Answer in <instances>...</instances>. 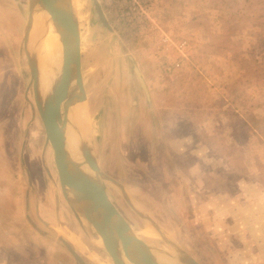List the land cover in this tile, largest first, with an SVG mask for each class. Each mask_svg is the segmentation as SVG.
<instances>
[{
	"label": "rangeland",
	"instance_id": "rangeland-1",
	"mask_svg": "<svg viewBox=\"0 0 264 264\" xmlns=\"http://www.w3.org/2000/svg\"><path fill=\"white\" fill-rule=\"evenodd\" d=\"M97 1L111 29L100 22L92 0H72V6L80 30L85 128L100 170L199 264H264V225L252 233L231 225L222 231L220 223V214L236 213L233 196L243 198L236 178L264 194V0ZM27 13L28 0H0V264H76L60 252L55 235L62 231L41 226L25 188V169L37 163L41 148L52 151L29 85ZM181 41L183 55L176 48ZM175 62L179 66L166 73L164 65ZM43 159L51 166L47 153ZM103 183L138 236L170 252L118 188ZM54 192L64 199L61 187ZM259 195L238 212L258 209L264 221ZM61 206L58 224L40 215L63 231L61 224L72 227L73 248L86 262L111 263L65 199ZM148 230L156 238L141 235Z\"/></svg>",
	"mask_w": 264,
	"mask_h": 264
},
{
	"label": "water",
	"instance_id": "water-1",
	"mask_svg": "<svg viewBox=\"0 0 264 264\" xmlns=\"http://www.w3.org/2000/svg\"><path fill=\"white\" fill-rule=\"evenodd\" d=\"M92 1L102 25L111 29L98 1ZM37 6L42 7L51 17L57 27L61 43L60 71L44 97L39 92L37 58L28 47L33 13ZM80 42L79 22L73 12L72 0H28L23 48L30 74L29 85L32 87L34 104L43 125L45 145L49 144L53 151L54 165L67 205L77 221L82 226V222H86L92 232L101 239L102 248L112 264H126V261L134 264H160L151 254L150 248L160 250L172 259H178L180 264H199L181 249L148 214L132 204L119 182L100 170L89 144V135L86 138L78 133L81 162L73 160L67 151L64 130L66 125H72L77 131V127L68 115L69 109L77 101L86 98L81 75ZM133 69L142 89L147 93L138 69L135 66ZM84 165L87 168L85 171L81 168ZM104 181L111 182L118 188L131 209L145 220L169 246L170 252L148 244L136 234L108 197ZM65 245L78 264H86L73 248L67 243Z\"/></svg>",
	"mask_w": 264,
	"mask_h": 264
},
{
	"label": "bare ground",
	"instance_id": "bare-ground-1",
	"mask_svg": "<svg viewBox=\"0 0 264 264\" xmlns=\"http://www.w3.org/2000/svg\"><path fill=\"white\" fill-rule=\"evenodd\" d=\"M74 12V10H73ZM75 15V13H74ZM33 37L29 33L28 47L33 51L37 58L38 65V86L39 92L44 97L50 90L52 82L58 75L61 66V43L56 25L52 21L49 14L42 8L37 6L34 9L32 21ZM39 58V60H38ZM40 68V69H39ZM42 80V81H41ZM42 82V84H41ZM77 131L74 130L72 125L67 124L65 127V146L70 153L73 160L81 162V156L78 150V133L81 136L88 138L86 131V124L89 123L88 106L84 100L77 101L68 112ZM84 171L87 170L86 166L81 167ZM85 230L91 236L92 240L100 247H102L101 239L95 235L86 222H82ZM137 235H139L136 232ZM145 237L156 238V235L151 230L141 232ZM151 254L160 264H180L178 259L170 258L160 250L150 248ZM104 264H111L110 262ZM126 264H134L126 261Z\"/></svg>",
	"mask_w": 264,
	"mask_h": 264
},
{
	"label": "flooded vegetation",
	"instance_id": "flooded-vegetation-1",
	"mask_svg": "<svg viewBox=\"0 0 264 264\" xmlns=\"http://www.w3.org/2000/svg\"><path fill=\"white\" fill-rule=\"evenodd\" d=\"M45 148H42L39 150V153L36 154L37 163L30 166V169H25V188L26 193H28L33 201V211L35 213V216H38V219H40L41 226L44 227V230L47 232H53V229H60L62 231L61 235H55L56 241L59 243V249L60 252L65 254V252L68 254H65L66 257H71L74 259V257L70 254L68 251V248L66 247L65 243H67L71 248H73V244L70 240L71 236H75V231L72 229V227H67L66 224H61L64 227V231L62 230V227H56L49 221L45 220L43 216L40 215V213L44 214L47 213L48 217L52 218L55 223L60 222V212L63 209L61 206V201L64 202V199L61 196V193L59 192L58 195H55L54 190L59 189V184L56 176L53 174L55 169L54 160H53V151L50 150V148L47 150ZM24 144L21 147V153L24 152ZM30 149V148H29ZM29 151V150H28ZM32 152V150H30ZM47 157L51 163V166L48 161L44 160L43 157ZM21 164H24L21 162ZM56 173V171H55ZM63 212V210H62ZM41 216V217H40ZM45 216V215H44ZM72 237V238H73ZM65 243H64V242ZM74 249V248H73ZM56 259H61L62 256H56ZM84 260L85 258L82 257ZM105 260V258H103ZM75 260V259H74ZM101 260V258H100ZM76 264L78 262L75 260ZM86 264L88 263L84 260Z\"/></svg>",
	"mask_w": 264,
	"mask_h": 264
},
{
	"label": "crops",
	"instance_id": "crops-1",
	"mask_svg": "<svg viewBox=\"0 0 264 264\" xmlns=\"http://www.w3.org/2000/svg\"><path fill=\"white\" fill-rule=\"evenodd\" d=\"M234 183L239 185V189L242 192L243 198H241V197L239 198L238 196H240L241 193L237 192L238 196H235V195L233 196L234 198H236V200L238 202V203H236V208H235L236 213L232 212L229 216H228V214H224V215L220 214V216H221L220 223L222 224V231H225L228 229L226 227V225H231L232 227H235V229L237 231H245V232L255 233L254 231H257V229H256L257 226L263 227V225H264V221L260 220V216H259L260 212L258 211V209H244V210H242V212L240 211L241 213H239L238 208H239V210H241L240 207H243L244 204H245L244 208H246L247 206L250 205L249 203H254V199L252 198V195L260 194L261 196H264V194H261L262 192H258L259 190H258L257 185L254 186V184L249 183L248 185H245V187H244L243 186L244 184H242V182H239L238 178L235 179ZM218 195H219V193H218ZM260 195H259V199L261 198ZM230 198L233 199L232 196ZM241 199H243V200H241ZM240 200L242 201V203H240ZM45 214H47V213H45ZM223 219H228V220L223 222L224 221ZM262 230H263V228H262ZM51 258L56 259V256H51V257L48 256V259H51Z\"/></svg>",
	"mask_w": 264,
	"mask_h": 264
},
{
	"label": "built area",
	"instance_id": "built-area-1",
	"mask_svg": "<svg viewBox=\"0 0 264 264\" xmlns=\"http://www.w3.org/2000/svg\"><path fill=\"white\" fill-rule=\"evenodd\" d=\"M185 45H186V42L185 41H181V42H179L176 45L177 50L179 52H181L182 55H183V49H184ZM178 66H179V62H175V63H172V64H166V65H164L163 68H164V71L166 73H172Z\"/></svg>",
	"mask_w": 264,
	"mask_h": 264
},
{
	"label": "trees",
	"instance_id": "trees-1",
	"mask_svg": "<svg viewBox=\"0 0 264 264\" xmlns=\"http://www.w3.org/2000/svg\"><path fill=\"white\" fill-rule=\"evenodd\" d=\"M222 1V3L224 4L225 3V1L224 0H221ZM232 1H236V0H232ZM246 1H248V0H246ZM245 2V1H244ZM226 4V3H225ZM222 9V8H221ZM222 11V10H221ZM219 17H220V20L223 22V23H225L226 21H224V20H226V19H223V15L220 13L219 14ZM230 17H231V15H230ZM228 30V29H227ZM229 33V31H227L226 32V34H225V36H227V37H229L230 35L228 34ZM224 36V37H225ZM219 37V36H218ZM225 40V38L224 39H222V41L220 42L221 44H223V41Z\"/></svg>",
	"mask_w": 264,
	"mask_h": 264
}]
</instances>
